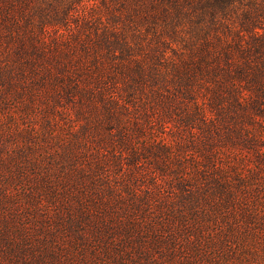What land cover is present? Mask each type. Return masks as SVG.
I'll return each mask as SVG.
<instances>
[{
  "label": "trees",
  "instance_id": "trees-1",
  "mask_svg": "<svg viewBox=\"0 0 264 264\" xmlns=\"http://www.w3.org/2000/svg\"><path fill=\"white\" fill-rule=\"evenodd\" d=\"M0 264H264V0H0Z\"/></svg>",
  "mask_w": 264,
  "mask_h": 264
}]
</instances>
